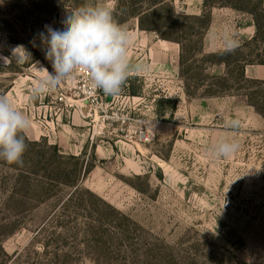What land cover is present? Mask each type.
<instances>
[{"label":"rangeland","instance_id":"rangeland-1","mask_svg":"<svg viewBox=\"0 0 264 264\" xmlns=\"http://www.w3.org/2000/svg\"><path fill=\"white\" fill-rule=\"evenodd\" d=\"M118 1L131 5V0H77L76 7L62 0H0V57H12L18 45L30 54L20 50L23 61L12 58L9 65L0 59V95L29 118L25 139L56 145L64 156L59 165L48 146H27L22 169L31 178L32 172L45 177L47 189L28 195L40 202L32 200L18 217L0 215L8 225L0 230V264H264V117L245 96H205L198 81L201 63L187 62L184 80L179 44L140 29L138 18L122 25L116 18L132 35L130 69L118 95L91 89L87 71L77 70L32 98L46 75L41 69L54 71L39 39L45 25L62 29L67 11L84 5L107 4L113 15ZM156 3L146 0L143 6ZM159 8V18L145 23L166 33L172 8L200 15L203 0H165ZM255 31L249 14L214 8L204 52L227 51L229 44L238 48ZM138 64L147 69L136 70ZM256 66L246 67L247 77L264 80V67ZM203 67L210 75L226 72L224 66ZM233 120L238 127L231 126ZM221 137L238 143L233 155L212 154ZM38 153L46 154L47 163L33 167L28 161ZM85 167L81 195L65 204L72 189L59 183L70 184L62 171ZM16 172L0 166V188L5 181L10 190ZM4 192L0 199L27 196Z\"/></svg>","mask_w":264,"mask_h":264},{"label":"trees","instance_id":"trees-1","mask_svg":"<svg viewBox=\"0 0 264 264\" xmlns=\"http://www.w3.org/2000/svg\"><path fill=\"white\" fill-rule=\"evenodd\" d=\"M76 1L77 0H75L74 3L72 0H62L61 4L71 3L73 7H76ZM80 1L85 2L87 0ZM145 1L146 0H131V5L118 1V6L115 13H113V18L115 21L116 18H118L120 25L126 23L131 18H138L140 29L153 31L157 33L161 39L179 44L181 76L184 80L186 79L185 65L189 61L195 64L201 63L203 66H208L209 64L224 66L226 72L222 75H210L207 73V68L203 66L200 67L202 72L198 74L200 77L198 81H200L201 85L206 87L205 96L218 97L229 93L235 96H245L247 102L255 107L264 117V80L249 79L246 75L247 66H264V0H203L202 13L193 16L178 14L175 8H172L171 18H168L164 24L167 27L166 33L162 32L158 26H148L145 23V20L151 16L159 18L157 15L160 12L159 7L165 0H154L157 3L148 8L143 6ZM214 8H231L249 14L253 19L256 29L253 38L234 50L205 54L203 47L204 36L208 26L212 22V10ZM169 22H171L170 27H168ZM158 23L160 24V21ZM245 49L249 50L247 54L243 53ZM231 82H233V84H231ZM245 84H248L250 87H243ZM243 91H247V93L244 94ZM25 142L27 146H33L34 148L44 144L46 147L48 146V148L53 149L56 154L54 160L61 165L60 159L64 158V156L59 154L60 151L58 146H49L46 141H43V143L32 142L28 138L25 139ZM37 157L38 158H34L28 162L33 163V167H39L41 164L46 165V154L38 153ZM74 158L76 159V157ZM23 165H27L25 158H23ZM0 166H4V168L9 171H17L14 175L16 179L15 183L11 184L13 186H11L10 190L7 189L9 184L3 181V187L0 188V191H5L4 194L11 193L13 196L18 195L20 192L27 195L23 199H14V197H11L13 199H0V215L5 216L6 213H13V216L18 217V215H21L19 213L26 211L27 206L33 200H29L30 198H28V195H35L38 197L47 189L44 184L45 181L43 180L45 177L43 178L40 174L32 172L33 177L31 178L27 176V172L22 169V166L9 164L4 160H0ZM87 172L88 170L86 167L83 168L82 171L78 170V173L71 170L67 171V169L62 171V176L70 179V184L64 182L59 183L72 189L65 204L74 201L77 196L81 195L82 190L79 188V182L83 174ZM52 173L53 175L57 174L56 171ZM33 201L36 204L40 202L39 198ZM10 224L11 227H15L14 222H10ZM6 227H8V225H2L0 222V230ZM1 249L3 251L2 247Z\"/></svg>","mask_w":264,"mask_h":264},{"label":"clouds","instance_id":"clouds-1","mask_svg":"<svg viewBox=\"0 0 264 264\" xmlns=\"http://www.w3.org/2000/svg\"><path fill=\"white\" fill-rule=\"evenodd\" d=\"M63 28L55 29L45 25L39 33L45 58L51 63L53 73L42 68L46 75L36 83L32 98L55 89L63 80L70 79L77 70H85L91 89H102L106 95H118L127 78L130 64L128 46L132 35L118 25L111 8L105 5H84L67 11L62 21ZM35 46V45H34ZM234 44H229L233 50ZM27 56L23 45L12 49V57H0L5 65L22 62ZM146 65H136V70H146ZM238 127V121L230 122ZM31 127L29 118L9 100L0 95V160L9 164L23 165V154L27 145L25 134ZM238 143L233 139L221 137L211 146L216 157H229L238 150Z\"/></svg>","mask_w":264,"mask_h":264},{"label":"crops","instance_id":"crops-1","mask_svg":"<svg viewBox=\"0 0 264 264\" xmlns=\"http://www.w3.org/2000/svg\"><path fill=\"white\" fill-rule=\"evenodd\" d=\"M256 67H262L263 68L264 66L259 65V66H256ZM247 71H248V69H247ZM26 134L28 135V133H26ZM59 146L62 147L61 144Z\"/></svg>","mask_w":264,"mask_h":264},{"label":"built area","instance_id":"built-area-1","mask_svg":"<svg viewBox=\"0 0 264 264\" xmlns=\"http://www.w3.org/2000/svg\"><path fill=\"white\" fill-rule=\"evenodd\" d=\"M145 141H148V138L145 136L144 138H143Z\"/></svg>","mask_w":264,"mask_h":264}]
</instances>
